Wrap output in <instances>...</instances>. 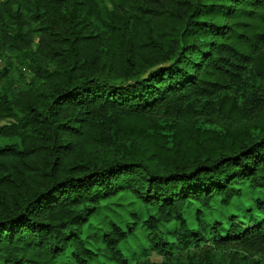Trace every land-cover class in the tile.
I'll use <instances>...</instances> for the list:
<instances>
[{
    "label": "trees",
    "instance_id": "1",
    "mask_svg": "<svg viewBox=\"0 0 264 264\" xmlns=\"http://www.w3.org/2000/svg\"><path fill=\"white\" fill-rule=\"evenodd\" d=\"M0 63V264H129L131 225L89 231L121 195L132 264H264V0H0Z\"/></svg>",
    "mask_w": 264,
    "mask_h": 264
},
{
    "label": "rangeland",
    "instance_id": "2",
    "mask_svg": "<svg viewBox=\"0 0 264 264\" xmlns=\"http://www.w3.org/2000/svg\"><path fill=\"white\" fill-rule=\"evenodd\" d=\"M2 65V63H0ZM7 121H0L1 124H5ZM256 192L244 188L242 196L240 198L234 199L233 203L229 206L231 209H236V213L241 214L244 208L253 202V198L256 196ZM212 211H205L204 218L223 217L225 222L227 221V216L229 211L222 208L221 206L214 203ZM191 208V207H190ZM189 208V209H190ZM145 215V210L140 207V205L132 200L129 195H121L111 199H108L103 202L102 207L93 215L92 225L89 228L91 233H100L105 229L110 222V220L115 221L116 223L121 224L125 229L128 230L127 225H131L134 231L129 235L128 239L122 243V248L125 255L128 258L129 264L134 263L141 257H147L152 262L159 263L162 260V256L157 253L155 250L148 248V243L146 240V232L142 226L143 216ZM188 218L191 221H195L194 213L191 210H188ZM171 226L170 228H172ZM241 251L242 248L237 245H228L225 249L221 250L214 248L211 242H200L199 246L194 248H189V250L184 251L193 256L196 259H199L205 255L206 252H214L217 255H221L223 259L227 258L229 253L234 251ZM249 253V254H248ZM243 254H248V260H253L261 257V260L264 261L262 254L255 251H244ZM176 256L170 257V264H173ZM114 264L108 261L105 257L100 258L99 260L94 259L93 264ZM56 264H75L70 256L61 257Z\"/></svg>",
    "mask_w": 264,
    "mask_h": 264
}]
</instances>
